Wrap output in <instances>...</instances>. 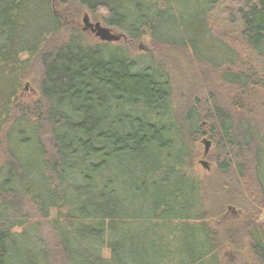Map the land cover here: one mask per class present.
<instances>
[{
    "label": "trees",
    "instance_id": "16d2710c",
    "mask_svg": "<svg viewBox=\"0 0 264 264\" xmlns=\"http://www.w3.org/2000/svg\"><path fill=\"white\" fill-rule=\"evenodd\" d=\"M60 6L0 0V264H226L228 245L242 250L236 264H264V137L254 121L264 76L245 71L235 46L264 63V0ZM84 9L126 44L89 42L77 26ZM215 24L237 29L231 43ZM143 37L211 75L205 102L175 110L161 62L131 54ZM35 65L39 98L16 104ZM202 136L231 181L210 188L190 169Z\"/></svg>",
    "mask_w": 264,
    "mask_h": 264
},
{
    "label": "rangeland",
    "instance_id": "374dc122",
    "mask_svg": "<svg viewBox=\"0 0 264 264\" xmlns=\"http://www.w3.org/2000/svg\"><path fill=\"white\" fill-rule=\"evenodd\" d=\"M66 0H52V3L56 10H58L65 2ZM86 15L89 23H99L101 27L105 26L110 29V33L119 35V39L115 41H109V42H121L119 44H124L126 42V39L124 38V34L116 30L115 28L109 27L105 25L100 18L95 17L93 14L87 12L85 9L80 13L79 21H78V28L82 31V33H85L84 35L89 40V42L92 43H98V42H107L102 41L99 39V37L95 36L93 32H91L89 29L84 30L82 18ZM214 16H217V19L220 18V16H224L223 11L218 8L217 13H214ZM218 32L220 34H225V39L231 43V41L228 39L229 37L233 38V35L237 34L238 31L232 30V32L229 30L230 28L227 27L225 24L221 27H219L217 24H215ZM236 27V25H233ZM228 35L229 37H226ZM54 42L53 40L50 42L52 44ZM126 44V43H125ZM128 44V43H127ZM232 45V44H231ZM131 54L135 55L140 52H150L154 55L155 59L164 66V68L167 70L170 78V82L172 85V94H173V104L175 106V110L179 113H182L185 109V105H187L190 101H192V98H198L205 102V99H207V95L209 92L213 91L215 88V85H213L211 75L208 74V79H204L202 76V73L204 74L205 71L201 68L194 67L188 65L187 60L185 57L187 56V52L183 51L182 49H172L167 47H159L154 46L150 40L146 37H143L140 41H138L135 44H128ZM235 46L240 50L241 54V60L242 65L245 71L256 73L257 76H264V63L258 62L257 58L250 53L246 52L245 49H242L241 46L237 43ZM249 55V59H248ZM251 57V58H250ZM191 63V61H190ZM260 63V64H259ZM252 69V70H251ZM259 69V71H258ZM202 72V73H201ZM206 75V73L204 74ZM39 76V68L35 65V69L31 70L30 75L25 79L23 82L20 99L17 100L16 104L19 102H23L24 104L34 102L39 98V95L37 93V90L35 88V79H37ZM202 76V81L200 80ZM197 81H199V84L197 85ZM197 85L196 89L190 90L191 85ZM194 88V87H193ZM259 87H255V90L258 91ZM215 94V93H214ZM210 95V94H209ZM201 102V101H200ZM230 106L226 107L233 112L235 117L240 114L239 112L235 113L232 108H229ZM249 121H253L251 117L248 118ZM255 123L259 126V131L264 137V113L258 112L256 117L254 118ZM205 141H209V144L206 146ZM205 148L206 153L205 152ZM216 145L215 142L212 141V139L209 138V136H202L199 137V139L195 142V147L193 148L192 153H194V161L193 164H191L190 169L192 172L199 177L200 179L209 182L211 185L210 188L216 185H222L221 176L215 171L216 170ZM1 154V150H0ZM2 159L0 158V162ZM204 162L205 165L202 164ZM223 182L225 181H231V177L222 178ZM228 188L229 194L234 193L233 189L235 186H233V183L230 182ZM207 199L209 200L211 198V195L207 193ZM235 211V209H234ZM32 216L33 213L31 210H29ZM235 213V212H234ZM236 215V214H235ZM234 215V216H235ZM262 219H264V215L261 216ZM233 219V218H232ZM42 232L41 237L42 239L50 244L52 237L50 234H48V226L46 223L42 222L40 225ZM244 243L243 241H239V247H243ZM240 249V248H239ZM242 252L239 250H233L231 246H225L222 254V260L226 264H236L238 261V258L241 256Z\"/></svg>",
    "mask_w": 264,
    "mask_h": 264
},
{
    "label": "water",
    "instance_id": "95a60500",
    "mask_svg": "<svg viewBox=\"0 0 264 264\" xmlns=\"http://www.w3.org/2000/svg\"><path fill=\"white\" fill-rule=\"evenodd\" d=\"M82 23L84 25L83 27L84 30L89 29L91 32L95 34V36L99 37V39L102 41L109 42V41H115L119 39V35L110 33V29L108 27H105V26L101 27L99 23L97 22L89 23L86 15L83 16ZM204 143L207 146L209 144V141L204 140ZM206 150L207 149L205 148L204 153H206ZM202 164L205 165L204 162H202Z\"/></svg>",
    "mask_w": 264,
    "mask_h": 264
}]
</instances>
